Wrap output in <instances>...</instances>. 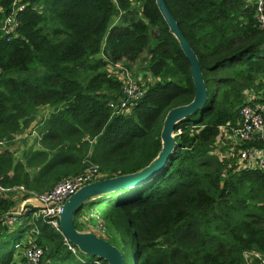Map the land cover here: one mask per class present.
<instances>
[{"label":"trees","instance_id":"16d2710c","mask_svg":"<svg viewBox=\"0 0 264 264\" xmlns=\"http://www.w3.org/2000/svg\"><path fill=\"white\" fill-rule=\"evenodd\" d=\"M164 1L198 58L207 99L177 122L159 170L85 201L73 224L85 229L76 218L91 210L89 222L103 223L124 264H246L245 252L264 255V169L243 166L237 149L262 142L233 143L221 128L239 123L244 89L264 93V29L245 0ZM19 2L15 34L0 32V184L10 192L0 195V264H25L24 233L41 249L37 264H106L71 252L33 207L18 225L5 219L19 199L88 163L99 177L145 165L160 147L166 109L193 95L189 62L154 0ZM10 7L0 0V18ZM137 58L144 91L111 112L120 79L107 66ZM35 123L27 143L22 133Z\"/></svg>","mask_w":264,"mask_h":264},{"label":"built area","instance_id":"2783aa9c","mask_svg":"<svg viewBox=\"0 0 264 264\" xmlns=\"http://www.w3.org/2000/svg\"><path fill=\"white\" fill-rule=\"evenodd\" d=\"M245 2L253 7L256 22L261 29H264V0H245ZM24 4L25 2H19V0H11L10 11L0 18V32L4 34L6 38L11 36V34H15L16 12L21 9ZM114 65V71L117 70V68H120L117 75L120 79V93L114 99L108 101V106L111 108V112L115 113L128 110L142 95L144 86L139 78L129 74L126 67H122L118 62H114ZM262 82L264 83V76H262ZM262 88L264 91V84ZM259 93L261 96L254 94L250 89H244L245 100L238 108L240 117L239 123L234 126L227 125L226 127L221 128V131L223 135L226 138H229L233 143L243 140H257L262 142V145L252 143L240 147L237 149V152L238 161L243 166L264 169V100H261L264 93H262L261 90ZM99 176L100 172L98 171L96 164L88 163L80 172L58 179L49 189L43 192L33 193L32 195L43 202L44 206L33 209L32 216H40L45 223L60 232L58 220L55 217V213L58 210L56 203L63 201L64 198L77 186L98 178ZM18 188L22 189L20 185ZM8 190V187L0 184V195H6L4 193L8 192ZM51 201L54 203L48 204ZM23 208H17L18 212L10 214L13 216L7 217L5 223L10 227L20 224L23 218L21 214L30 207ZM101 229L103 230V226ZM31 238L32 236L28 233L27 240L24 242L22 248L25 264H37L41 256V249L32 242ZM62 240L71 252H75L76 248L69 243L63 235ZM246 255H249L248 257L255 261V264H264V255L254 251L245 252L244 257L246 264H248Z\"/></svg>","mask_w":264,"mask_h":264},{"label":"water","instance_id":"95a60500","mask_svg":"<svg viewBox=\"0 0 264 264\" xmlns=\"http://www.w3.org/2000/svg\"><path fill=\"white\" fill-rule=\"evenodd\" d=\"M154 2L167 26V31L174 36L183 55L189 62L190 77L194 88L193 95L187 102L166 109L159 130L160 147L145 165L130 172L98 177L85 182L77 186L63 201L56 203L58 210L55 217L58 220L61 234L81 254L102 259L106 264H124L122 253L116 246L109 243L105 238L97 236L91 230L75 228L73 224L74 213L85 201L126 186L138 184L159 170L165 164L174 146V130L177 122L202 107L207 99L206 85L195 52L181 33L165 1L154 0ZM53 203L51 201L48 204ZM19 206L21 208L24 206L39 208L43 207L44 203L34 196H27L20 200Z\"/></svg>","mask_w":264,"mask_h":264},{"label":"rangeland","instance_id":"374dc122","mask_svg":"<svg viewBox=\"0 0 264 264\" xmlns=\"http://www.w3.org/2000/svg\"><path fill=\"white\" fill-rule=\"evenodd\" d=\"M152 32L154 33L155 32V29H153ZM143 54H144V52H141L140 56H142ZM138 60H139V58H137L134 62H131L130 63V67L129 66H126V68L129 71V74L131 76H135L136 78H139V80L143 84V79L141 78V75H140V73L142 72L141 65H138L137 66ZM117 71H119V69ZM250 90L253 91L252 89H250ZM259 91H260V89L259 90H254L253 92H254V94H257L258 96H261V94L259 93ZM223 142H224V140H223ZM14 144L16 146V142H14ZM14 144L12 145V148H13ZM233 145L234 144L230 143V146H233ZM33 193H29L25 197H27V196H33L32 195ZM4 194H6L7 196H10V192H6ZM25 197H22L21 199H19V201L22 200ZM90 212H91V210H88L85 207H82L81 210H80V213L77 215V218H76L77 224L83 223V225H85L83 228H87L88 230H91L93 233H95L97 236H100L102 238H105L104 237V230L101 229V227L103 226V223L100 220L96 219L95 217H94L95 223H92L91 224L89 222L88 216H89ZM18 240H19V243L20 244H23L27 240V233H24ZM17 250H19V248ZM248 256L249 255H246V258L248 260V264H255V261L251 260V258H249Z\"/></svg>","mask_w":264,"mask_h":264},{"label":"crops","instance_id":"0c3cea01","mask_svg":"<svg viewBox=\"0 0 264 264\" xmlns=\"http://www.w3.org/2000/svg\"><path fill=\"white\" fill-rule=\"evenodd\" d=\"M109 69H111V70H114V67H115V65L113 64H111V65H108L107 66ZM113 72H115V74H116V76L118 75V71L117 70H115V71H113ZM28 130V132H25V133H22L24 136H28V141H27V143H29V142H31V139H32V136L35 134V132H36V123L35 124H33L32 126H30V128L29 129H27ZM18 139H19V137H17L15 140V142H18ZM14 144V143H13ZM35 145H38V143H35ZM10 147H12V145L10 146ZM14 147L16 148V151H15V153H16V155H18V153H19V150H20V147H21V145L20 144H17L16 146H15V144H14ZM19 200L16 202V204L14 205V207L13 208H11V210H10V212H9V215L7 216V217H9V216H13V215H10V214H13L14 212H18V210H17V208H19V209H22L20 206H19ZM25 208H27V207H30V206H24ZM23 210H24V208H23ZM23 210H22V212H23ZM22 212H20V213H22ZM19 213V214H20ZM6 217V218H7ZM87 229V228H86Z\"/></svg>","mask_w":264,"mask_h":264},{"label":"bare ground","instance_id":"6f19581e","mask_svg":"<svg viewBox=\"0 0 264 264\" xmlns=\"http://www.w3.org/2000/svg\"><path fill=\"white\" fill-rule=\"evenodd\" d=\"M21 223V222H20ZM9 228V226H7Z\"/></svg>","mask_w":264,"mask_h":264}]
</instances>
